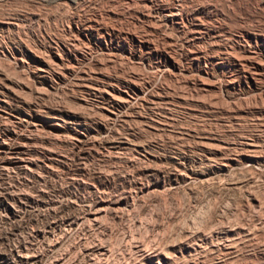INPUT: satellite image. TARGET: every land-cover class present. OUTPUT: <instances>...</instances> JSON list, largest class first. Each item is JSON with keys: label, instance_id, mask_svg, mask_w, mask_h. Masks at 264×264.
Listing matches in <instances>:
<instances>
[{"label": "rangeland", "instance_id": "rangeland-1", "mask_svg": "<svg viewBox=\"0 0 264 264\" xmlns=\"http://www.w3.org/2000/svg\"><path fill=\"white\" fill-rule=\"evenodd\" d=\"M0 264H264V0H0Z\"/></svg>", "mask_w": 264, "mask_h": 264}, {"label": "bare ground", "instance_id": "bare-ground-1", "mask_svg": "<svg viewBox=\"0 0 264 264\" xmlns=\"http://www.w3.org/2000/svg\"><path fill=\"white\" fill-rule=\"evenodd\" d=\"M250 53V52H249ZM254 56V55H253ZM246 58V57H245ZM250 58V57H249ZM241 59V58H240ZM247 59V58H246Z\"/></svg>", "mask_w": 264, "mask_h": 264}]
</instances>
